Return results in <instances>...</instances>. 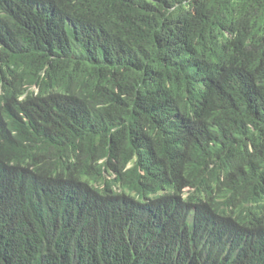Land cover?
I'll return each instance as SVG.
<instances>
[{
    "label": "trees",
    "instance_id": "obj_1",
    "mask_svg": "<svg viewBox=\"0 0 264 264\" xmlns=\"http://www.w3.org/2000/svg\"><path fill=\"white\" fill-rule=\"evenodd\" d=\"M0 264H264V0H0Z\"/></svg>",
    "mask_w": 264,
    "mask_h": 264
}]
</instances>
